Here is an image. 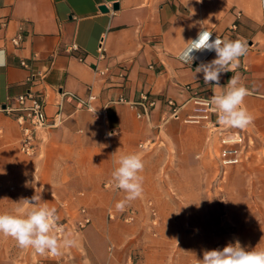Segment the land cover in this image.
<instances>
[{"label": "crops", "instance_id": "0c3cea01", "mask_svg": "<svg viewBox=\"0 0 264 264\" xmlns=\"http://www.w3.org/2000/svg\"><path fill=\"white\" fill-rule=\"evenodd\" d=\"M202 29L212 39L248 44L238 67L221 75V87L206 85L194 72L215 58L214 51L195 52L190 67L178 59ZM0 49L6 55L0 104L15 106L18 95L30 92L43 102L47 119L37 152L27 155L19 149L15 116L0 112V213H13L21 198L43 190L41 202L56 209L58 221L66 222L64 234L78 241L56 256L30 248L29 264H128L131 255L135 264L202 259L193 248L208 243V225L203 230L195 222L207 210L198 185L211 179H199L198 168L221 149L240 145L224 139L244 135V129L213 125L215 113L189 120L193 99L222 92L238 75L250 92L244 101L253 116L247 132L264 135V0H0ZM143 92L154 101L145 113ZM68 93L82 99L92 93L93 110ZM131 153L144 162L143 195L125 207L135 212L127 222L115 207L125 193L110 181L114 162ZM81 208L90 222L75 230ZM0 243L16 241L0 235ZM0 264H9L6 255L0 254Z\"/></svg>", "mask_w": 264, "mask_h": 264}, {"label": "clouds", "instance_id": "9594fccd", "mask_svg": "<svg viewBox=\"0 0 264 264\" xmlns=\"http://www.w3.org/2000/svg\"><path fill=\"white\" fill-rule=\"evenodd\" d=\"M185 45L178 53V59L189 67L197 58L195 52H215L214 59L199 63L194 72L203 74L206 85L216 87H221V75L236 69L240 58L248 52L247 41L221 39L218 36L212 39V32L206 29H202L196 39L185 42ZM5 65L6 55L0 49V67ZM223 89L220 93L213 92L205 101L217 114L218 124L241 130L250 126L253 116L244 106L250 92L240 82L239 76L232 75ZM114 163L117 166L111 173L110 182L115 189L125 193L124 198L115 205L118 211H123L143 195V176L140 173L144 169V162L140 154L131 153L121 155ZM40 193L31 198H21L16 202L19 206L13 213H0V235L11 237L21 249L31 248L41 255H60L62 249L77 246L78 241L72 233H65L62 239L58 237L65 230L58 222L56 209L49 208L46 202L42 203ZM196 264H264V248L248 249L236 240L223 249L205 250L202 259L196 258Z\"/></svg>", "mask_w": 264, "mask_h": 264}, {"label": "rangeland", "instance_id": "374dc122", "mask_svg": "<svg viewBox=\"0 0 264 264\" xmlns=\"http://www.w3.org/2000/svg\"><path fill=\"white\" fill-rule=\"evenodd\" d=\"M243 131L244 135L236 136L241 140L233 142L240 145H232L236 153L223 156L221 149L214 159L209 158L206 167L198 168L199 179H211L207 186L198 185L199 192L206 196L199 203L207 210L206 215H198L195 222L203 230L205 224L208 225V243H193L199 254L223 249L236 240L248 249L264 248V135L259 137L246 128ZM235 155L236 162L223 161ZM211 226L212 244L209 243ZM0 254L6 255L9 264H13L14 257L17 264H29L30 248L21 249L16 243H0ZM32 262L34 264L35 260Z\"/></svg>", "mask_w": 264, "mask_h": 264}, {"label": "built area", "instance_id": "2783aa9c", "mask_svg": "<svg viewBox=\"0 0 264 264\" xmlns=\"http://www.w3.org/2000/svg\"><path fill=\"white\" fill-rule=\"evenodd\" d=\"M237 16L240 15V12L236 13ZM19 37L13 38V42L17 44ZM76 45L73 44L71 46V49H75ZM98 52L99 56H104V47L102 45V41H100L98 46ZM24 64V62H23ZM106 70V69H105ZM105 70H99V73H105ZM36 78V73L31 74L30 79L34 80ZM68 97H73L77 100V104L80 107H85L88 110H93L92 106V99L94 98V95L92 93H89L88 97L86 99H82L79 97H76L75 95H72L71 93H68ZM209 98H200L195 97L193 99L194 104L196 105L194 107V114L189 117V120L199 122L201 119L203 120H209V115L211 113H215L213 109L205 103L206 100ZM17 104L15 106L11 105H2L0 104V112H5L8 114H13L15 116V120L17 121V124L21 131V138L19 143V149L22 153L27 155H34L38 150V134L39 132L43 131L47 126V119L44 111V105L43 102L38 99L35 95H33L30 92L23 93L18 95L15 98ZM141 100H142V108L143 112H147L149 107L154 104V101L149 100L147 93H141ZM168 104L171 107V114L173 117H178V107L177 105L172 101L169 100ZM216 114V113H215ZM138 116H141V112L138 113ZM213 125L217 127H222L218 124V117L216 114L215 121H211ZM241 140V137H234V138H227L224 139V143L229 142H239ZM236 153V149L233 147L225 148L223 150V156L225 154H233ZM238 160V157L235 156H229L225 157L223 159L224 162H236ZM80 212L83 214V216L78 219L75 223V230H80L84 228L89 222L90 217L86 214V210L84 208L80 209ZM124 213L123 219L127 222H131L135 219V212L132 209H124L122 211ZM121 212V213H122ZM113 213H109V217H113ZM122 216V214H121ZM59 224L63 227V229H66V222L58 221ZM64 233L58 234V237H61ZM136 257L130 256L128 264H135Z\"/></svg>", "mask_w": 264, "mask_h": 264}, {"label": "water", "instance_id": "95a60500", "mask_svg": "<svg viewBox=\"0 0 264 264\" xmlns=\"http://www.w3.org/2000/svg\"><path fill=\"white\" fill-rule=\"evenodd\" d=\"M117 7H118V4L117 3H113V9H117ZM99 8L102 11H106L107 10V8L105 6H103V5H101Z\"/></svg>", "mask_w": 264, "mask_h": 264}]
</instances>
